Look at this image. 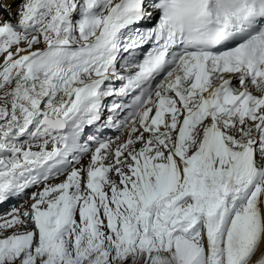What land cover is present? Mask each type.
Here are the masks:
<instances>
[{
  "label": "snow or ice",
  "instance_id": "obj_1",
  "mask_svg": "<svg viewBox=\"0 0 264 264\" xmlns=\"http://www.w3.org/2000/svg\"><path fill=\"white\" fill-rule=\"evenodd\" d=\"M0 264H264V0H0Z\"/></svg>",
  "mask_w": 264,
  "mask_h": 264
}]
</instances>
